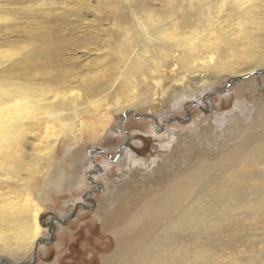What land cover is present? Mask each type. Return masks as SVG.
<instances>
[{
    "label": "bare ground",
    "instance_id": "bare-ground-1",
    "mask_svg": "<svg viewBox=\"0 0 264 264\" xmlns=\"http://www.w3.org/2000/svg\"><path fill=\"white\" fill-rule=\"evenodd\" d=\"M158 1L0 0L3 23L9 24L8 15L25 12L40 22L38 27L32 26V19L25 27L16 23L15 31H21L17 33L20 38L16 43L32 49L22 51V48L17 60L0 70V87H3L0 127L16 121L1 110L20 101L17 98L20 93L37 95L42 101L39 115L29 122L31 129H24L26 124H17L21 129L10 132L15 139L10 140L3 153L0 148V202L5 203L0 205V255L3 256L0 264H30L32 260L27 263L26 258L43 240L40 203L24 212L11 207L15 202L10 195L16 188L8 181L19 172V156L13 162L10 157L11 149L17 153L19 140L26 148L33 147L41 143L40 135L50 133L57 126H61L63 137L74 135L70 139L74 146L81 144L86 135L101 139L104 134L101 132L112 121V112L134 115L128 111L136 113L139 108L154 106L153 97L168 66L170 72L182 75L177 81L184 85L186 77L182 73L187 71L184 68L187 64L188 74L197 82L188 86V91L182 89L174 97L180 100L172 104L179 105L188 94H191L189 98L201 101L194 89L208 91L213 80H221L228 87L236 83L238 94L246 87L264 88V0H174L170 9L154 7ZM191 5L193 8L188 9ZM166 11L167 14L163 13ZM10 30L0 27V34ZM205 34L207 41L202 38ZM181 35L191 39L180 40ZM219 39L223 45L215 52ZM207 48L212 51H205ZM91 57L88 61L92 66L108 72L102 80L89 82V74L81 69ZM68 66L81 70L73 71ZM249 75L257 76L261 82L256 83L255 78L239 80ZM74 86L83 93L80 101L55 103L57 95L73 90ZM97 102L102 103L98 108L94 107ZM162 126L159 132L167 130ZM4 130L0 129V145ZM29 133L31 137H27ZM59 137L53 138L48 149L55 148ZM32 157L28 153L20 159L24 163L35 162ZM127 157L135 160L132 150L128 149ZM35 163L41 164V160ZM50 181L45 182L55 190L60 189L59 182ZM173 186L178 189H171ZM133 196L137 205L146 201L139 210L135 207L136 213L131 211L134 215L124 229L115 231L120 235L118 248L102 264H236L226 262L220 248L223 245L237 249L239 237L234 233L248 232V223L255 229L247 237L258 235L257 231L263 229L259 225H264V136L243 142L215 162L203 160L184 168L174 182L167 184L161 196L147 194L139 199ZM20 213L24 216L13 224L12 219ZM159 219L164 222L152 232L150 243L143 241L147 233L145 223L151 220L155 224ZM8 223L13 227H8ZM109 223H104V227ZM130 234L135 235V241L129 239ZM246 242L244 250L250 254L241 262L264 264V241L259 238L256 242L249 239Z\"/></svg>",
    "mask_w": 264,
    "mask_h": 264
},
{
    "label": "rangeland",
    "instance_id": "rangeland-1",
    "mask_svg": "<svg viewBox=\"0 0 264 264\" xmlns=\"http://www.w3.org/2000/svg\"><path fill=\"white\" fill-rule=\"evenodd\" d=\"M155 4L154 7L159 9L164 7L170 9L171 4L175 2L160 0ZM190 8L192 9L193 6L191 5L188 9ZM27 13L8 15L11 18L9 24L0 20V27L11 28L7 34L4 32L0 34V70L10 66L13 60H17L22 48V51L32 49L24 45L20 47L16 43L20 38L18 34L21 32L15 31L16 23L21 27L27 26L29 19L33 20V27H38L40 23L36 20L37 18ZM163 13L167 14V11ZM105 26L109 27L108 24ZM202 38L207 41L208 34ZM178 39L189 41L191 37L182 36ZM222 45L219 39L213 51L216 52ZM205 51L212 50L207 48ZM104 53L106 52L101 54ZM86 64L87 66L81 69L89 74L88 81L102 80V77L108 74L105 70L103 73V70L99 69L101 67L92 66L89 61ZM184 65L185 70L188 71L189 66ZM67 68L73 71L81 70L75 66ZM170 70L171 67L168 66L157 88L156 96L153 97L154 106L151 109L147 107L137 109L138 117L122 112H112V121L106 126L104 132H101L104 133L101 139L94 140L86 135L81 140V144L74 146L73 140H70L74 135L70 134L69 138L63 137L64 134H60L61 126H57L50 133L40 135L41 143L34 144L33 147L26 148L19 140V145L16 147L17 153L15 149H11L12 162L17 161L14 158L19 156L17 157L19 172L14 173L12 180L8 181L9 185L16 188V191H13L15 193L10 195L15 202L11 207H18L24 212L33 208L35 203H40L42 209L39 221L44 231L40 237L43 240L38 247L36 260L32 253L26 258L27 263L32 260L30 264H74L75 262L102 264L103 260L113 255L118 248L120 235H116L115 231L124 229L128 219L134 215L131 211L135 210V207L139 210L146 201L143 200L140 205H137L133 195L137 196V199L147 194L161 196L167 184L174 182L184 168L193 164L197 165L203 160L215 162L221 155L243 142L264 136V88L261 90L259 86L257 88L253 86L251 89L246 87L238 94L236 83L229 84L228 87L221 80H213L208 91L194 89L193 93L196 92L201 101L189 98L191 94H188L177 105L172 103L180 99L176 100L174 97L180 94L182 89L188 91L187 87L197 82L193 80L191 74L183 71L182 74L186 79L185 84L182 85L177 81L182 75L179 76ZM95 72L97 77L94 75ZM246 78H255L256 83L261 82L260 78L252 77V75L239 80ZM217 90L219 92H216ZM82 94V91L74 86L73 90L68 89L66 93L57 95L55 103L61 100L80 101ZM33 95L20 93L17 97L20 101H15L11 103L10 108L5 106L6 108L1 110L2 114L16 118L15 122L3 123L4 127H0V129H6L0 145L2 153L13 138L15 139L10 132L21 129L17 124L21 123L23 126L26 124L24 129H31L29 122L39 115L42 101L38 100L40 98L37 95L34 96L37 97V101H34ZM48 96L50 97L51 94ZM21 98L24 100L21 101ZM26 99H30L29 102H24ZM97 103L94 105L96 108L102 105ZM76 125L79 129V122ZM159 126L167 130L159 132ZM56 135H60L59 141L54 149H48V145ZM31 136L30 133L27 135V137ZM30 148L33 151H30ZM128 149L134 153L135 160L128 159ZM28 153L33 156L32 159L35 162L41 160V164L24 163L25 161L20 158ZM46 179H51V183L59 182L60 189L55 190L53 185L49 186V182H45ZM122 188L125 189L121 191ZM171 189H178V186H173ZM1 202L4 203V201ZM1 202L0 205L4 206L5 203L3 205ZM118 210L125 212L124 217ZM232 214L236 215V213ZM20 215L12 219L13 224L19 222L20 220H17L22 219L24 213ZM108 221L110 223L104 227V223ZM163 222L159 219L153 224L151 220H148L144 225L147 233L143 241L150 243L152 232ZM13 224L7 225L13 227ZM247 225L250 229L248 232L240 230L234 233L239 237L237 249H228L223 245L220 248L221 256L226 262L243 264L241 259L250 254L244 250L248 244L246 239L256 242L261 238L264 241V225H259L263 229L257 231L258 235L249 237L246 234H253L252 230L255 228L249 223ZM245 226L246 224L244 228ZM8 227H5L6 230L9 229ZM51 232H54L53 242L49 239ZM129 239H135V235L130 234ZM50 247L53 249H49ZM0 259H3V256L0 255Z\"/></svg>",
    "mask_w": 264,
    "mask_h": 264
},
{
    "label": "water",
    "instance_id": "water-1",
    "mask_svg": "<svg viewBox=\"0 0 264 264\" xmlns=\"http://www.w3.org/2000/svg\"><path fill=\"white\" fill-rule=\"evenodd\" d=\"M130 112L133 113L134 116L138 117L137 115H135L136 113H134L133 111H128V114H129ZM125 116H126V115H125ZM33 255H34V260H36L37 250L34 251Z\"/></svg>",
    "mask_w": 264,
    "mask_h": 264
},
{
    "label": "flooded vegetation",
    "instance_id": "flooded-vegetation-1",
    "mask_svg": "<svg viewBox=\"0 0 264 264\" xmlns=\"http://www.w3.org/2000/svg\"><path fill=\"white\" fill-rule=\"evenodd\" d=\"M53 236H54V232H51V235H50V238H49V239H50L52 242L54 241V240H53V239H54ZM51 241H50V242H51ZM49 249H53V248L50 247ZM36 250H38V248H37ZM74 264H78V263L75 262Z\"/></svg>",
    "mask_w": 264,
    "mask_h": 264
}]
</instances>
